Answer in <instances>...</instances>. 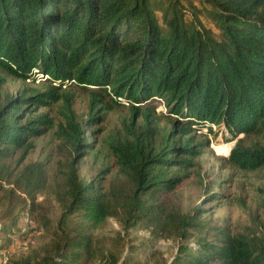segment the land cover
I'll return each instance as SVG.
<instances>
[{
	"label": "trees",
	"instance_id": "16d2710c",
	"mask_svg": "<svg viewBox=\"0 0 264 264\" xmlns=\"http://www.w3.org/2000/svg\"><path fill=\"white\" fill-rule=\"evenodd\" d=\"M196 1L200 8L189 0H0V70L23 82L35 84L39 75L48 82L42 92L25 89L0 101V169L16 155L25 159L33 141L54 127L53 104L61 115L57 136L69 150L58 162L60 229L11 264H79L95 253L92 232L109 219L126 234L145 225L156 239L176 240L170 264H264V222L252 237L221 231L216 243L201 238L191 245L192 233L204 231L203 210L184 214L172 198L188 178L181 172L208 144H194L190 136L204 128L214 140L223 137V145L239 135L257 137L249 146L237 140L228 163L244 172L264 170V0ZM201 17L214 24L218 38ZM72 84L91 89L88 105L95 112L111 111L110 103L134 104L124 134L108 143L116 167L108 182L100 177L104 171L81 175L91 146L71 101L59 94ZM154 99L174 118L159 144L149 114L140 113ZM13 177L7 176L9 184L24 172ZM1 193L8 191L0 186ZM17 225L12 219L0 227V252ZM107 257L105 264H117L113 253Z\"/></svg>",
	"mask_w": 264,
	"mask_h": 264
},
{
	"label": "rangeland",
	"instance_id": "374dc122",
	"mask_svg": "<svg viewBox=\"0 0 264 264\" xmlns=\"http://www.w3.org/2000/svg\"><path fill=\"white\" fill-rule=\"evenodd\" d=\"M189 1L197 8L202 6L196 0ZM201 20L218 38L219 32L214 24L202 17ZM47 85L46 77L42 75L37 77L35 84H31L0 70V101L6 95H15L25 89L42 92ZM90 90L72 84L64 87L59 94H66L71 101V109L86 129V139L91 146L86 150L81 175L90 178L99 175V171H104L100 177L108 182L116 171L108 143L116 133L124 134L123 127L133 116L131 108L134 104L110 103L111 111L95 112L88 105ZM59 112L58 103L48 110V114L54 119V127L33 141L34 147L25 159L19 160V155H16L5 163L2 171L0 169V186L8 191L0 194V227L9 226L12 219H16L19 231L7 249L0 252L6 264L27 259L32 251L51 241L52 233L58 231L62 216V207L56 198L62 179L58 162L65 161L69 155V150L63 147L57 136L55 125L60 120ZM140 113L149 114L154 123L152 127H156L154 140L159 144L163 132L170 129L174 118L159 99L141 104ZM97 117L98 121L87 123L89 118ZM136 125H143L142 118L136 120ZM211 128L212 131L217 130L215 126ZM190 136L193 137L194 144H208L203 147L200 156L192 159L194 166L181 172L186 173L188 178L172 197L184 214H191L196 208L203 210L204 231L193 232L189 243L193 245L201 238L210 244L216 243L222 239L221 231L231 236L252 237L257 234L260 224L264 222V170L244 172L231 166L228 157L233 144L223 145V137L214 140L207 128L201 132H192ZM239 139H243L244 146H249L256 144L257 137L239 135L233 143ZM63 170L62 167L61 171ZM23 172L24 177L20 181L16 179V184L7 182L8 175L12 178ZM29 195L34 196L33 201ZM211 195L213 197L209 198ZM118 235L124 241H118ZM3 237L0 235V239ZM92 237V249L95 253L91 256L84 254L79 264H105L108 253L115 255L117 264H124V261L127 264H170L178 247L176 240L171 238H154L151 229L145 225L135 226L126 234L123 225L114 219H109L103 229L92 232ZM2 240L5 243L4 238Z\"/></svg>",
	"mask_w": 264,
	"mask_h": 264
},
{
	"label": "built area",
	"instance_id": "2783aa9c",
	"mask_svg": "<svg viewBox=\"0 0 264 264\" xmlns=\"http://www.w3.org/2000/svg\"><path fill=\"white\" fill-rule=\"evenodd\" d=\"M2 264H6V260L2 259Z\"/></svg>",
	"mask_w": 264,
	"mask_h": 264
},
{
	"label": "water",
	"instance_id": "95a60500",
	"mask_svg": "<svg viewBox=\"0 0 264 264\" xmlns=\"http://www.w3.org/2000/svg\"><path fill=\"white\" fill-rule=\"evenodd\" d=\"M235 146V143H233L232 148Z\"/></svg>",
	"mask_w": 264,
	"mask_h": 264
}]
</instances>
